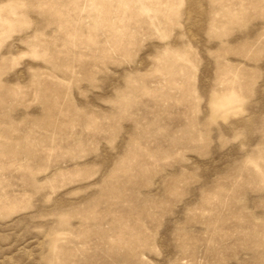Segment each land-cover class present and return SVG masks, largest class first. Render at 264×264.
Wrapping results in <instances>:
<instances>
[{"label": "rangeland", "instance_id": "rangeland-1", "mask_svg": "<svg viewBox=\"0 0 264 264\" xmlns=\"http://www.w3.org/2000/svg\"><path fill=\"white\" fill-rule=\"evenodd\" d=\"M0 264H264V0H0Z\"/></svg>", "mask_w": 264, "mask_h": 264}]
</instances>
